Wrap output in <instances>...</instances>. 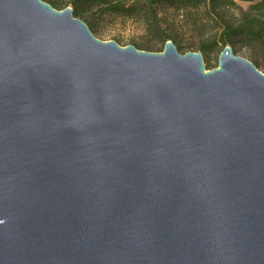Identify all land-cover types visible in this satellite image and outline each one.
<instances>
[{
	"label": "water",
	"instance_id": "obj_1",
	"mask_svg": "<svg viewBox=\"0 0 264 264\" xmlns=\"http://www.w3.org/2000/svg\"><path fill=\"white\" fill-rule=\"evenodd\" d=\"M0 264H264V74L0 0Z\"/></svg>",
	"mask_w": 264,
	"mask_h": 264
},
{
	"label": "rangeland",
	"instance_id": "obj_2",
	"mask_svg": "<svg viewBox=\"0 0 264 264\" xmlns=\"http://www.w3.org/2000/svg\"><path fill=\"white\" fill-rule=\"evenodd\" d=\"M57 10L66 6L73 7L72 0H43ZM251 2L249 0H236V9L227 10V14L235 17L239 11L246 10ZM185 12L165 8L159 12L161 19V35L146 31L138 19L125 18L111 13L102 6H83L72 15L87 24L88 28L99 40H114L120 46L133 45L139 50L149 52L162 51L165 40H172L178 53L187 51H200L205 70L217 66L220 49L203 51L198 49L200 41L210 39L208 30H202L198 24L186 21ZM193 20L199 21L203 17L201 11L191 14ZM202 19V18H201ZM234 55L241 56L254 64L257 70L264 74V39L260 42L237 44L232 47Z\"/></svg>",
	"mask_w": 264,
	"mask_h": 264
},
{
	"label": "trees",
	"instance_id": "obj_3",
	"mask_svg": "<svg viewBox=\"0 0 264 264\" xmlns=\"http://www.w3.org/2000/svg\"><path fill=\"white\" fill-rule=\"evenodd\" d=\"M249 1L247 9L239 11L235 17L228 15L227 10L237 8L236 0H72V10L77 14L79 7L102 6L111 13L138 19L146 31L156 35H161L162 31L159 16L162 9L183 11L186 21L209 31L210 39L200 41L198 49L211 51L264 39V0ZM198 11L203 17L197 22L191 19V14Z\"/></svg>",
	"mask_w": 264,
	"mask_h": 264
}]
</instances>
